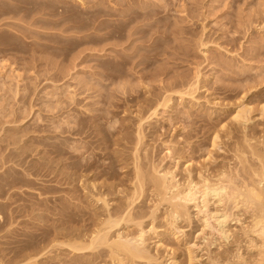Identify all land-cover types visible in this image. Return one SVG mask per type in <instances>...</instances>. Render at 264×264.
Masks as SVG:
<instances>
[{"label": "rangeland", "instance_id": "374dc122", "mask_svg": "<svg viewBox=\"0 0 264 264\" xmlns=\"http://www.w3.org/2000/svg\"><path fill=\"white\" fill-rule=\"evenodd\" d=\"M124 1V5L126 6L122 5L124 7H120L118 6L120 0H0V123L6 125L4 126L5 128L0 126V139L8 140V137L12 135L13 142H18L14 146H8L7 142L4 143L0 140V175L6 171H16L20 173L19 177L23 178L31 173L33 174L32 180L36 181L33 186L34 188L31 187V185H26L21 182L10 183L9 185L6 184V190H8L6 194H8V192L14 193L12 197L14 201H8V195H6L7 197L0 196V264H116L114 261H111V254H109L110 250L106 246H100L93 251L76 252L73 250L71 253L72 248L70 249L67 245L64 247L61 244L65 242L72 245L74 240L76 243L79 241L78 244H87V242H89L87 240L90 239L93 232H96L98 228L102 227L101 222L109 210H113L110 212L113 213L112 215L114 217L115 215L121 216L122 214H126L121 211L125 208L124 206L127 207L130 203L129 200L126 201V195L129 196L133 192V185H131V182L134 181L135 177L132 176L136 173L135 168L132 167V165L134 166L133 163L137 162L138 165L140 163L144 164V167H142L143 164H140L139 169L143 168L141 169L142 171L140 170V173H143L142 175L146 178L159 177L160 175L154 172L156 170L167 171L169 169L175 171V174L181 177L180 174H184L183 171L186 168L184 165H188L186 162L191 163L194 170L199 169L203 163H208L207 165H209V167L215 169L224 168L225 166L224 169L229 171H232L236 167L237 169H242L243 166L247 170L253 168L258 169L259 163L255 162L250 155H248L250 158L246 162L247 165H244L246 164L244 163L238 166L240 163L239 160H237V155L240 156V153L235 151H238L239 148L241 151L248 150V148L245 143H243V128L237 126L238 124L232 122L231 119L234 114V109L232 108L233 102L234 104L237 100L239 102L245 89L251 87V91L260 90L261 95L257 94L254 96L255 98L251 97L248 100L249 104L254 102L253 104L257 103V106L251 104L254 109L251 118L252 121H254L248 124L249 128L246 130V133H248L250 135L249 137H252L253 140L255 139L254 136H256V139L259 141L255 139L254 141H257L255 143L252 140L251 144L255 147L257 146L256 149L260 150L261 152H259L261 154H264V140H262L264 139V118L262 119L259 116L257 110L259 106L264 104V0ZM102 5L104 8H101L103 7ZM153 6L158 7L154 8ZM131 7H135L136 9H133L139 12L137 18L134 16L136 19L132 20L134 22H130L129 19H127L125 12ZM103 9H105L104 11L106 12H104ZM109 9L112 11L111 13L107 12ZM147 9L150 10V12L152 9L154 11L152 12L153 14L147 12ZM97 10L101 12H97ZM143 11L146 14L143 13ZM115 12L120 14L116 16L111 15ZM140 12L142 14H140ZM125 15L126 17H123ZM124 21L130 22V25L126 24L128 27L125 28L126 31L123 30L122 37H120L121 35L118 36L120 32H118L119 29L117 25L120 22L126 23ZM152 24L156 26H152ZM143 26L148 29L145 30L147 32L142 31L144 33L143 36L140 35V38L144 39L141 40V42L144 46L147 45L145 50L148 51L147 49H150L149 51L152 52H148L154 54L156 57L154 58V56H152V58L148 53L147 56L151 61L150 65L142 73L138 72L139 69H136L133 73L130 70V65L125 67L126 65L122 66L120 64V57L124 55V52L125 54L126 52L129 53V49H127L125 45V37H123V34L127 32V29ZM175 27H179L180 29H176ZM111 33H115L114 35L117 38L113 36L114 40L110 38L108 41H104V38H108L107 35ZM202 44H204V46H202ZM113 46L117 49L115 48V50H112L111 47ZM122 46L128 51H123ZM155 70L159 71V73L161 71L160 77L158 76V79L154 78L157 81L152 79L153 77L151 78ZM104 73L109 74L110 78L105 79L103 76L105 75ZM144 73L145 75L147 74V76L142 80L140 77ZM174 77L178 80H174ZM127 82L131 83L133 87ZM195 82L199 83V89H196V92H194L192 88L194 93V95H192L193 97L189 94L179 96L181 95L178 94L180 92H184L185 94L187 91V93H189L188 91L192 90L187 89L189 84L191 87ZM122 83L123 86H121ZM172 84L176 86L172 87ZM169 85H171L169 92L172 91V95H170L173 100L171 102L172 104L170 103L171 109L166 108V110L163 107H159L156 114L152 115L155 107H152L153 105L148 102L143 105L142 102L143 97L147 96V94H145L147 91L144 87L146 86L148 91L153 90V93H151L152 91L149 93L153 94L152 97H155L157 94L161 95L160 93H162V91H160V89L162 87ZM124 87L128 92L124 91L126 95L122 96L123 94H119V92H123ZM130 87L132 88L130 89ZM201 87H205L204 90ZM225 88L231 91H225ZM154 89L156 90L154 91ZM206 89L207 91H205ZM71 93L77 95L76 100L79 103L77 106L70 100ZM110 94H112V96ZM127 94H130L128 96L132 100L134 98H139L138 100L140 101L137 99L136 101L138 106L141 107L138 112L137 109L133 108L136 106V101L134 99L131 107L135 114L128 115V117L123 114V110L126 109L124 108L126 104L124 103L123 107L122 103L124 97H128ZM107 95L113 98H107ZM52 96H54V98ZM213 98H217L218 104L220 103L218 106L215 104L217 102H215ZM109 99L112 100L108 101ZM212 99L216 106L207 103V101L212 102ZM225 100L227 101L225 102ZM109 102H111V105H109ZM226 107H230V110ZM15 111L18 113L17 118L11 116ZM136 113H138L137 117L144 118L142 126L145 130L142 134L144 140L142 139V141L139 142V149H137L138 152L143 153H137L135 155V149L133 150V148H136L134 145L137 146L139 141L136 135L138 133L136 132L138 126V118H135ZM73 115L76 118L79 117L78 119L80 121L78 120V122L81 125V129H85V132L88 131L92 133L95 124L101 125L100 128L103 132L100 133V131V134L98 133L99 138L97 136L94 137L95 139L92 138L93 146L91 145L92 148L89 149V152L85 153L84 150H82V152L78 149L76 161L85 162V159L88 158L92 161L95 160V167L93 166L89 174L94 175L99 173V175L102 174V177L99 175L98 177L96 176L93 182L95 184L97 183L96 185L99 187L105 183V185L110 188H114V186L118 188L120 186V191H125V193H127L124 194L125 196L123 197L121 194L118 195L119 192H115L116 190L111 189L106 198L110 200L111 204L108 211L106 209L101 211L100 209L104 208L103 204L101 202L96 204L92 198L88 197L86 191V193L82 191L83 189L80 188L82 182L77 183V180L73 183L71 180V174L73 172L71 171L69 153H72L70 152L72 150L76 152V146L80 148V144L83 142V137H76V140L67 132V130L71 128V125L68 124L74 120ZM125 116L126 119L124 118ZM96 117L98 118L96 119ZM20 120L27 121V127L24 126L22 128L21 125L23 121ZM220 122L230 127L232 126L233 130L235 129L234 134L231 136L233 140L230 139L231 137L228 138L222 135L223 147L221 146L220 149L214 150L210 148L212 147L211 136H213V128H218ZM236 126L238 128H236ZM119 127H121L120 130ZM125 128L126 131H124ZM3 129L6 132H3ZM105 129L110 131L109 135L113 134L116 136L114 137L115 139L118 136V138H126L121 142L119 147L111 146L112 148L108 149H104L102 145L99 147V140H102L101 138H103L104 133H108ZM117 129L118 131H115ZM10 130H12L13 134ZM34 130H38L39 133L38 131L33 132ZM42 130H46V133ZM33 136L35 137L34 139L31 138ZM224 137L227 139L224 140ZM127 138L130 141L126 140ZM29 139L32 140L29 141ZM89 141H91V139H89ZM60 143L62 144L63 150L66 152H63L62 155L58 153L54 154L51 146L61 145ZM257 144L262 145V147L259 146L262 149H258ZM19 145L21 147L25 146V149L28 147L29 150L34 151L27 152V156L19 159L10 157L12 161L10 158H6V160L2 159L4 154L6 157L8 156L7 154L11 149L14 150V154H17V152L20 151L17 150V148L20 147ZM233 147L235 148L233 149ZM28 149L26 151H29ZM114 151H118V153L121 154L125 153L124 156L126 158L124 164L117 162V155H115ZM210 151H213L211 155H209ZM178 154L179 156H176ZM180 155L184 158L186 157V161L177 165L176 161L174 163L175 159L172 158L180 157ZM137 156L138 158H136ZM82 157H85L84 160ZM142 157L145 160L143 159V161H141ZM43 163L46 164L42 169L40 165ZM250 165H252V167H250ZM103 170H107V173L104 174L106 171ZM81 172L79 171L77 175ZM147 175L149 176L147 177ZM63 177H65L64 180ZM246 177H248V175H246ZM74 178L76 177L74 176ZM130 178L133 180H129ZM128 181H130V183ZM1 183H3V181L0 179V184ZM136 183L137 182H135V184ZM143 190L145 191L138 193L139 197H134V200L137 199V202L135 201L137 204L134 203L131 210H134L136 214L131 211V215H134V217L131 216V218H134V223L143 221L142 225L145 226L142 227H146L144 229L147 231L150 230L148 228L152 226V220L149 219L148 216L154 208L151 202L154 201L153 203H155V199L150 197L152 194L147 190L146 186ZM117 198L119 200H117ZM123 200L124 204L127 203L126 205L123 204ZM9 202L11 205L7 206ZM113 202L114 204H112ZM5 203L7 204L5 205ZM73 207L75 209H73ZM139 209L144 210L140 213ZM149 209L152 210L150 211ZM117 210H119V212L115 213L114 211ZM242 211L244 213H242ZM234 212L239 213L240 217L242 216L241 221L244 218L243 221L236 226L237 229L235 226H232L234 227L232 230H238L237 236L238 234L241 236V228L249 224L251 212L245 208H240L237 211L234 210ZM138 213H140V215L137 217L138 219H143L142 221L135 217ZM142 213H145L147 216L145 214L142 215ZM158 216L160 215L158 214ZM96 218L100 219L98 220ZM127 220H129V218ZM122 222L121 224L125 225H119L110 232L113 233L115 231L116 233L118 230H120V232L122 230L124 236L129 235L130 237L138 234L139 228L136 227L133 222H128L130 226L128 223L127 226L126 222ZM144 222L146 223L144 224ZM154 224H157L153 226L157 230L154 228V230L149 232L150 235L148 233V236H146V244L142 247L149 256L153 257L155 260L147 262L146 260L139 261L138 259L137 261L136 259L131 260L130 258H125L128 260H124V264H170L169 257L171 256L178 258L179 264H186L187 249L184 248L193 245V243L196 244L195 250L197 254L201 256L199 257L201 264H208V262H210V258L208 259V257H213L215 252L224 254L223 251L225 247L219 249L215 246L209 247L212 243V237L200 239L196 236L198 235L196 233L197 230L200 229V223L195 217L192 219V222L184 220L182 224L178 225L179 228L183 227L181 228L182 231H173L162 216H160ZM241 224H243V226ZM188 226H190V228ZM126 228H130L131 231ZM169 228L172 231H170ZM160 229L162 230L158 231ZM69 230L73 231L71 232ZM62 231L66 232L64 233ZM89 233H91V235H89ZM115 233L109 235V237L113 236ZM189 233L190 235H188ZM159 234L161 235L159 236ZM177 235L181 238L177 237ZM73 236L74 238H72ZM187 236H191V238ZM186 238L187 241H183L186 240ZM197 238L199 240H197ZM178 239H181L182 242ZM241 240H244V238ZM160 244L162 247H160ZM240 246H243L241 252H244L246 250V248H244L245 243L243 242ZM198 248L202 249L206 254L202 250H198ZM235 248L237 247H230V250H235ZM88 251L93 253L89 254ZM212 251L213 254L211 253ZM94 253L96 254L94 255ZM105 253L109 255L106 256ZM90 255H92V257H90ZM79 257L80 259H77ZM99 257L100 259H98ZM91 259H95V261Z\"/></svg>", "mask_w": 264, "mask_h": 264}, {"label": "bare ground", "instance_id": "6f19581e", "mask_svg": "<svg viewBox=\"0 0 264 264\" xmlns=\"http://www.w3.org/2000/svg\"><path fill=\"white\" fill-rule=\"evenodd\" d=\"M129 2H131V1H129ZM124 3H125V1L124 0H120V2H119V4H118V6H120V7H124V6H126V5H124ZM159 3V2H158ZM128 4H131V3H128ZM127 4V5H128ZM122 5H124V6H122ZM150 5V4H149ZM103 6V5H102ZM132 6V5H131ZM151 6V5H150ZM154 7V6H153ZM156 7H158V6H156ZM156 7H154V8H156ZM101 8H104V6L103 7H101ZM133 8H135V7H133ZM132 7L131 8H129V9H127V11H125L126 12V15H127V19H129V21L131 22L132 20H134V19H136L137 18V16L139 15L138 13L139 12H137V11H135V9H133ZM148 8V7H147ZM146 9V8H145ZM153 9V8H152ZM151 9V12H150V10H146L147 12H150V13H152V12H154L153 10ZM105 9H103V11H104ZM116 10V9H115ZM118 11V10H117ZM97 12H101V11H99V10H97ZM104 12H106V11H104ZM103 12V13H104ZM108 13L110 12H112V11H110V9H109V11H107ZM120 12V11H119ZM143 13H145L144 11H143ZM107 14V13H106ZM118 14H120V13H112L111 15H114V16H116V15H118ZM138 14V15H137ZM140 14H142L141 12H140ZM146 14V13H145ZM149 14V13H148ZM153 14V13H152ZM110 15V16H111ZM124 15V14H123ZM126 15L125 16H123V17H126ZM144 15V14H143ZM108 16H109V14H108ZM134 16H136V18H134ZM147 16V15H146ZM151 16V15H150ZM88 20V19H87ZM121 22H123V21H121ZM119 23L117 26V28L119 29L118 30V32H120L119 34H118V36H120V37H122V33H123V30H125V28L126 27H128L126 24H129L130 22H126V21H124V22H126V23ZM132 22H134V21H132ZM61 23V22H60ZM133 24V23H132ZM130 25V24H129ZM140 25V24H139ZM153 25H155V24H152V26ZM149 26H151V25H149ZM149 26H147V27H149ZM156 26V25H155ZM174 26H176V25H174ZM152 28V27H151ZM150 28V29H151ZM176 28V27H175ZM264 28V27H263ZM148 29V28H147ZM146 28H144V26L143 27H133V28H130V29H127V32L125 33V34H123L124 36L123 37H125V45L127 46L126 48L127 49H129V53L128 52H126V54H125V52H124V55L123 56H121L120 57V59H121V65L122 66H125V67H128V65H130L131 67V71L133 72V71H135L136 69H139V71L138 72H144L146 69H147V67L150 65V59H149V57L147 56V54L149 53V52H152V51H149L150 49H147L148 51H146L145 49H146V46H144L143 44H142V42H141V40H143L142 38H140L141 36H143V33L144 32H142V31H145V30H147ZM166 29V28H165ZM176 29H180L179 27L178 28H176ZM204 29V28H203ZM261 29V28H260ZM259 29V30H260ZM116 31H117V29H116ZM126 31V30H125ZM115 32V31H114ZM117 32V33H118ZM145 32H147V31H145ZM175 33V32H174ZM262 33V32H261ZM115 34V33H114ZM114 34H110V35H107V37L108 38H104L105 40L104 41H108L110 38H112L113 39V36H115ZM141 35V36H140ZM203 35V34H202ZM165 36V35H164ZM106 37V36H105ZM116 37V36H115ZM117 38V37H116ZM160 38V37H159ZM161 38H163V37H161ZM114 40V39H113ZM111 41V40H110ZM157 41V40H156ZM103 42V41H102ZM157 42H159V41H157ZM129 43V44H128ZM204 43V42H203ZM154 44H155V42H154ZM123 45V44H122ZM156 45V44H155ZM263 45V44H262ZM262 45H260V46H262ZM202 46H204V44H202ZM102 47H104V46H102ZM123 48H122V50L123 51H128V50H125L126 48L124 47V46H122ZM152 47V46H151ZM112 48V50L114 49L115 50V48H114V46L113 47H111ZM149 48V47H148ZM156 48V47H155ZM221 48V47H220ZM260 48H262V47H260ZM117 49V48H116ZM255 49V48H254ZM151 50H152V48H151ZM123 51H121V52H123ZM113 52V51H112ZM206 52V51H205ZM260 52V51H259ZM128 53V54H127ZM257 53V52H256ZM150 54V53H149ZM259 55V54H258ZM150 57H152V56H154V58L156 57L154 54H150L149 55ZM153 58V57H152ZM119 59V60H120ZM152 60V59H151ZM154 62V61H153ZM119 63V62H118ZM162 67H164V66H162ZM127 70H129V69H127ZM129 70V71H130ZM162 70V69H161ZM166 70V69H165ZM126 73V72H125ZM128 73V72H127ZM134 73V72H133ZM160 73H161V71H160ZM159 73V71H157V70H155V72L153 73V75L151 76V78L152 79H154V78H156V79H158L160 76L159 75H161ZM105 74V73H104ZM132 74V73H131ZM138 74V73H137ZM163 74H165V73H163ZM238 75V74H237ZM240 75V74H239ZM104 77H105V79H107V78H110V76H109V74H105V75H103ZM145 76H147V74L145 75V73L144 74H142L141 75V77H140V79H142V80H144V78H145ZM159 76V77H158ZM241 76V75H240ZM244 76V75H243ZM134 77V76H133ZM137 77V76H136ZM239 77V76H238ZM131 78V77H130ZM135 78V77H134ZM242 78V77H241ZM116 79V78H115ZM170 79V78H169ZM176 79V81L178 80L176 77H174V80ZM155 80V79H154ZM155 81H157V80H155ZM173 81V80H172ZM106 82V81H105ZM129 82V81H128ZM127 82V83H128ZM131 82V81H130ZM124 83V82H123ZM123 83H122V85L121 86H123ZM143 83V82H142ZM175 83V82H174ZM195 83H197V84H195ZM193 85H191V87H190V84H189V87L187 88L188 90L189 89H194V92H196L195 90L197 89H199L198 88V82H195ZM108 84V83H107ZM111 84V83H110ZM128 84H130V86H132L131 85V83H128ZM181 84V83H180ZM18 85V84H17ZM146 85V84H145ZM258 85V84H257ZM107 86V85H106ZM125 86V85H124ZM174 86H176V85H174V84H172V87H174ZM181 86V85H180ZM200 86V85H199ZM204 86V85H203ZM251 86V85H250ZM126 87H127V85H126ZM133 87V86H132ZM132 87H130V89L132 88ZM148 87V86H147ZM160 87H162V86H160ZM170 87H171V85H169V86H164V87H162L161 89H160V91H162V93H160L161 95H156L155 97H152L153 96V94H150L149 92L150 91H152L151 93H153V90H150V91H148L147 90V88H146V86L144 87L145 88V90L147 91H145L146 93L145 94H147V96H145V97H143V105L144 104H146L147 102L149 103V104H151V105H153L152 107H155L154 108V111H153V114L152 115H155L156 114V112H157V109L159 108V107H163V108H167V109H171V106H170V103L173 101L172 100V97H171V95H172V91L171 92H169L170 91ZM245 87V86H244ZM258 87V86H257ZM129 88V87H128ZM149 88V87H148ZM201 88H203V90H204V88L205 87H201ZM200 88V89H201ZM254 88V87H253ZM126 88L124 87V90H123V92H119V91H117V92H119V94H123L122 96H125L126 94H124V91H127V90H125ZM130 89H128V90H130ZM153 89V88H152ZM193 89L190 91H188L189 93H187V91L185 92V94H184V92H180V93H178V94H181V95H179V96H183V95H190V96H192V95H194V93H193ZM208 89V88H207ZM207 89L205 90V91H207ZM226 89V88H225ZM122 90H120V91H122ZM133 90V89H132ZM135 90V89H134ZM156 89H154V91H155ZM217 90V89H216ZM228 89H226L225 91H227ZM252 89H251V87L249 88V89H245V92H243L242 93V97H240V100H239V102H238V100H237V102L234 104V102H233V105H232V108L234 109L233 111H234V114L232 115V122H234L235 124H238L237 126H241V128H243V130H244V135H243V140H244V142L243 143H245V145H246V147L248 148V150L246 149V150H243V151H241V150H239L238 148V151H235V152H238V153H240V156H238L237 155V160H239V163H240V165H238V166H241L242 164H244V163H246L248 160H249V158L251 157L252 159H254L255 160V162H258L259 163V166H258V169H246V168H244V166L242 167V169H237V167L235 168V169H233L232 171H229V170H226V169H224L225 168V166H224V168H217V166H216V168L217 169H215V168H211V167H209V165H207V164H204L203 163V165H201V167L199 168V169H197V170H194L193 169V166L191 165V163H189V162H186L185 164L187 165V166H185L184 165V167H186L185 168V170L183 171L184 172V174H180V176L181 177H178L176 174H175V171H171L170 169L169 170H167V171H158V170H156V171H154V172H156V174H159V175H157V176H159V177H155V178H146V177H144V175H142L143 173H140V170L141 169H143V168H141V169H139V166H140V164L142 165L143 163H140L139 165L137 164V162L136 163H133L134 164V166L132 165V167H134L135 168V170H136V173H135V175L134 174H132V175H134V176H132V177H135L134 178V181H132L131 182V185H133V188H132V190H133V192L131 193V195H126L127 197H126V201H130V203L127 205V207L126 206H124L125 208L121 211L122 213H126L125 215H126V217H125V215H121V216H116L115 215V217L112 215L113 213H111L110 211H113V210H109L108 211V209H109V207H110V200L109 199H106L107 197H108V194H109V192H110V190L112 189V190H116L115 192H119V194L118 195H123V197L125 196L124 194H127V193H125V191L123 192V191H120V188H119V190H118V188L116 187V186H114V188H110L109 186L107 187L105 184L103 185H101L100 187L98 186V185H96L94 182H93V179H95L96 178V176L98 177V175H99V173L98 174H94V175H90L89 173H90V171H92V169H93V166L96 164L95 163V160L94 161H92L91 159H85L86 161L85 162H80V161H76V158L78 157V156H76V154H77V152H78V149L80 150V151H82V150H84L85 151V153L86 152H89V149H91L92 148V138H94V137H98L99 135H98V133L100 132V133H103L102 132V130H101V125H98V124H95V126L93 127V125H92V127H93V129H92V133L91 132H88V131H86L85 132V129L84 130H82L81 129V125L79 124V122H78V118H76L74 115V120H72L68 125H71V128H69L68 130H67V132L69 133V135L70 136H73L74 137V139H76V137H83V139H82V143L80 144V148H78V146H76L77 148H76V152L74 151V150H72V151H70V152H72V153H69V156H70V159H71V163H70V166H71V171L73 172H71L72 174H71V180H72V182L74 183L75 181H77V183L78 182H82V184L80 185L81 187L80 188H82L83 190L82 191H86L87 192V194H88V197H90V198H92L93 200H94V202L97 204V203H102L103 204V207L104 208H102V209H100L101 211L103 210V209H106L108 212H107V215L104 217V219L102 220V227L101 228H96L97 229V231L96 232H93V234H92V236L90 237V239L89 240H87V241H89V242H87V244H78V242L76 243V242H74L73 241V244L71 245L70 243H62L61 245L62 246H64L65 247V245H67L68 247H70V249H71V253H72V251L74 250V251H76V252H84V251H87V250H90V251H93V250H96L98 247H100V246H106L109 250H110V253L109 254H111L110 255V257H111V261L113 262L114 261V263H116V264H124L123 262H125L124 260H128V259H125V258H130L131 260L133 259V260H137L138 261V259H139V261L140 260H146L147 262H151V261H153V260H155L153 257H151V256H149V254L146 252V250L142 247V246H144V244H146L145 242H146V236H148V233L149 232H151V230H154V228L155 227H153L154 225H157V224H154V222L158 219V218H160V216H162V218L164 219V221L166 220V223L168 222V224H169V226H171V229H173V231L175 230H179V231H182V229L181 228H183V227H181V228H179L178 227V225H180V224H182L183 223V221L184 220H186V221H191L192 222V219L195 217V219H197L198 220V222L200 223V229L199 230H197V234L198 235H196V236H198V238H200V239H206V238H209V237H212V243L209 245V247H212V246H215L216 248H222V247H225V250L223 251L224 252V254H220V253H214V256L212 257H208V259L210 258V262H208V264H264V154L262 153H260L261 151L260 150H257L256 149V147L253 145V144H251V142H252V140H253V138L252 137H249L250 135L248 134V133H246V130L249 128V126H248V124L252 121V112H253V107L251 106V104H253V103H251V104H249L248 103V100H249V98H251V97H254L255 95H257V94H259V95H261L260 93V90H254V91H251ZM13 91V90H12ZM178 91H180V90H178ZM209 91V90H208ZM228 91H231L230 89L228 90ZM109 92V91H108ZM128 92V91H127ZM126 92V93H127ZM131 92H133V91H131ZM15 93V92H14ZM110 93V92H109ZM134 93V92H133ZM169 95H168V94ZM183 93V94H182ZM192 93V94H191ZM206 93V92H205ZM209 93V92H208ZM102 94V93H101ZM107 94V93H106ZM171 94V95H170ZM228 94V93H227ZM232 94V93H231ZM111 96H112V94H110ZM110 95H107V98H110L111 96ZM128 95H130V94H127V96ZM101 96V95H100ZM109 96V97H108ZM141 96V95H140ZM53 98H54V96H52ZM76 97H77V95H75V94H72L71 93V102L73 103V104H76V106H77V104H79L78 103V101L76 100ZM103 97V96H102ZM106 97V96H105ZM134 97V96H133ZM152 97V98H151ZM193 97V96H192ZM195 97V96H194ZM210 97H212V96H210ZM261 97V96H260ZM97 98V97H96ZM98 98H100V97H98ZM107 98H105V99H107ZM111 98H113V97H111ZM154 98V99H153ZM228 98V97H227ZM255 98V97H254ZM68 99V98H67ZM101 99V98H100ZM135 99V101H136V99L138 100L139 98H134ZM134 99L132 100V99H130V97L128 96V97H124V99H123V107H124V103L126 104L125 105V107L124 108H126V109H124L123 110V114L124 115H126L127 117H128V115H133V114H135V112L134 111H132L133 109H132V107H131V105H132V102L134 101ZM199 99V98H198ZM214 99V101L215 102H217L218 100H217V98L215 99V98H213ZM213 99H212V102H210V101H207V100H205V101H207V103H210V104H212V105H219L218 104V102L217 103H215L214 104V102H213ZM239 99V98H238ZM260 99H262V98H260ZM60 100V99H59ZM104 100V99H103ZM110 100H112V99H109L108 101H110ZM122 100V99H121ZM209 100V99H208ZM232 100V99H231ZM252 100H253V98H252ZM258 100V99H257ZM106 101V100H105ZM107 101V102H108ZM138 101H140V100H138ZM202 101V100H201ZM227 100H225V102H226ZM251 101V100H250ZM256 101V100H255ZM262 101V100H261ZM80 102V101H79ZM222 102V101H221ZM232 102V101H231ZM258 102V101H257ZM264 102V101H263ZM100 103V102H99ZM111 102H109V105H111L110 104ZM198 103V102H197ZM72 104V105H73ZM107 104V103H106ZM172 104V103H171ZM201 104V103H200ZM209 104V105H210ZM257 103H255V104H253V105H255V106H257L256 105ZM263 104V103H262ZM115 105V104H114ZM215 105V106H216ZM227 105V104H226ZM260 105V104H259ZM54 106H56V105H54ZM173 106H174V104H173ZM195 106V105H194ZM229 106H230V104H229ZM197 107V106H196ZM202 107V106H201ZM224 107V106H223ZM4 108H6V107H4ZM19 108V107H18ZM32 108V107H31ZM133 108H135V109H137V112H138V110H140V106H138V104H137V101H136V106L135 107H133ZM222 108V107H221ZM227 109H229L230 110V107L228 108V107H226ZM82 109V108H81ZM166 109V110H167ZM226 109V110H227ZM4 110V109H3ZM13 110V109H12ZM206 110V109H205ZM225 110V109H224ZM257 110H258V112H259V116L263 119L264 118V104L263 105H261V106H259L258 108H257ZM256 110V111H257ZM94 111H97V110H94ZM151 111V110H150ZM210 111H212V110H210ZM221 111V110H220ZM149 112V111H148ZM152 112V111H151ZM217 112V111H216ZM222 112V111H221ZM257 112V113H258ZM12 113V112H11ZM86 113V112H85ZM84 113V114H85ZM141 113V112H140ZM220 113V112H219ZM224 113V112H223ZM228 113V112H227ZM230 113V112H229ZM255 113V112H254ZM90 114V113H89ZM137 114L138 113H136V115H135V118L137 117ZM6 115V114H5ZM8 115V114H7ZM20 115V114H19ZM31 115V114H30ZM91 115V114H90ZM189 115V114H188ZM214 115H216V114H214ZM223 115V114H222ZM230 115V114H229ZM12 117H16L17 118V116H18V113H17V111H15L14 113H12V115H11ZM95 116V115H94ZM104 116H106V115H104ZM126 116L124 117L125 119H126ZM26 117V116H25ZM28 117V116H27ZM131 117V116H130ZM214 117H216V116H214ZM220 117V116H219ZM224 117V116H223ZM231 117V116H230ZM258 117V116H257ZM259 117V118H260ZM19 118V117H18ZM73 118V117H72ZM98 117H96V119H97ZM103 118V117H102ZM105 118V117H104ZM138 118V126H137V131L136 132H138L136 135L138 136L137 138H139V141H138V143H137V146H135L134 144V147H136V148H133V150L135 149V155L137 154V153H143V152H138V150L137 149H139L138 148V144H139V142H141L142 141V139L144 138L143 137V132H144V130L145 129H143V126H142V123H143V121H144V118L143 117H137ZM151 118V117H150ZM209 118H211V117H209ZM208 118V119H209ZM213 118V117H212ZM217 119H219L218 117H216ZM229 118V117H228ZM11 119V118H10ZM27 119V118H26ZM82 119H84V118H82ZM86 119V118H85ZM95 119V118H94ZM122 119H123V117H122ZM124 119V120H125ZM132 119V118H131ZM215 119V118H214ZM3 120V119H2ZM5 120V119H4ZM13 120V119H12ZM28 120V119H27ZM69 120V119H68ZM88 120V119H87ZM93 120V119H92ZM148 120V119H147ZM150 120V119H149ZM210 120V119H209ZM221 120V119H220ZM20 121H23V120H20ZM19 121V122H20ZM80 121V120H79ZM83 121V120H82ZM102 121V120H101ZM130 121V120H129ZM137 121V120H136ZM206 121V120H205ZM213 121V120H212ZM254 121V120H253ZM252 121V122H253ZM1 122H3V121H1ZM14 122V121H13ZM72 122H73V125H72ZM85 122V121H84ZM132 122V121H131ZM207 122V121H206ZM224 122V121H223ZM223 122H220V128L218 127H215V128H213V130H214V132H213V136H211V146L212 147H210V148H212V149H214V150H217V149H220V147L224 144L223 142H222V137L223 136H225V137H228V138H230L233 134H234V130H233V128H232V126L230 127L229 125H227V124H223ZM80 123H82V122H80ZM99 123H101V122H99ZM124 123H125V121H124ZM209 123H210V121H209ZM6 124V123H5ZM22 124V123H21ZM28 124V122L27 121H23V124L21 125L22 126V128L24 127V126H26ZM30 124V123H29ZM123 124V123H122ZM207 124V123H206ZM230 124V123H229ZM254 124V123H253ZM89 125V124H88ZM112 125V124H111ZM213 125V124H212ZM0 126H2V128H5L4 126H6V125H4V124H1L0 123ZM20 126V125H19ZM59 126H61V125H59ZM136 126V125H135ZM208 126V125H207ZM236 126V128H238ZM27 127V126H26ZM90 127V126H89ZM127 127V126H126ZM129 127V126H128ZM15 128H17V127H15ZM18 128H20V127H18ZM22 128H21V131H22ZM32 128V127H31ZM85 128V127H84ZM95 128V129H94ZM105 128V127H104ZM124 128V127H123ZM65 129H67V128H65ZM89 129V128H88ZM103 129V128H102ZM121 129V127H119V130ZM19 130V129H18ZM39 130V129H38ZM38 130H34L33 132H35V131H38ZM106 130V129H105ZM3 132H6L4 129L2 130ZM8 131V130H7ZM11 132H12V130H10ZM43 131V130H42ZM46 131V130H45ZM45 131H43V132H45ZM48 131V130H47ZM106 131H108V130H106ZM115 131H118V129L117 130H115ZM124 131H126V128L124 129ZM2 132V133H3ZM41 132V131H40ZM50 132V131H49ZM237 132V131H236ZM235 132V133H236ZM1 133V132H0ZM9 133V132H8ZM37 133V132H36ZM38 133H39V131H38ZM46 133V132H45ZM99 133V134H100ZM115 133H118V132H115ZM189 133V132H188ZM241 133V132H240ZM254 133V132H253ZM263 133V132H262ZM4 134V133H3ZM12 134H13V132H12ZM14 134H16V133H14ZM27 134V133H26ZM25 134V135H26ZM33 134V133H32ZM43 134V133H42ZM110 134V131H108V133H104V136H103V138H101L102 140H99V143H100V146L99 147H101V145L104 147V149H108V148H112L111 146H118L119 147V145H121V142L122 141H124V139L126 138V137H122V138H114V137H116V136H114L113 134L112 135H109ZM191 134V133H190ZM239 134V133H238ZM250 134H251V132H250ZM255 134V133H254ZM1 135V134H0ZM24 135V136H25ZM102 135V134H101ZM116 135V134H115ZM128 135V134H127ZM223 135V136H222ZM253 135V134H252ZM251 135V136H252ZM6 136H8V135H6ZM28 136V135H27ZM39 136V135H38ZM235 136V135H234ZM254 136V135H253ZM50 137V136H49ZM101 137V136H100ZM113 137V138H112ZM189 137V136H188ZM225 137H224V140H226L225 139ZM236 137V136H235ZM239 137V136H238ZM12 135L11 136H9L8 137V140L6 139V140H1L2 142H4V143H6L7 142V145L8 146H11V145H16V143H18V142H13V140H12ZM19 138H21V137H19ZM31 138H35L34 136L33 137H31ZM99 138V137H98ZM234 138V137H233ZM241 138V137H240ZM254 138L256 139V136H254ZM17 139V138H16ZM80 139V138H79ZM89 139H91V141H89ZM95 139V138H94ZM114 139V140H113ZM146 139V138H145ZM230 139H232V137L230 138ZM254 139V140H255ZM260 139V138H259ZM32 139H29V141H31ZM77 140V139H76ZM126 140H128V138L126 139ZM144 140V139H143ZM233 140V139H232ZM231 140V141H232ZM242 140V139H241ZM253 140V141H254ZM256 140H258V139H256ZM262 140H264V139H262ZM80 141H81V139H80ZM128 141H130V140H128ZM127 141V142H128ZM228 141H229V139H228ZM227 141V142H228ZM259 141V140H258ZM34 142V141H33ZM126 142V141H125ZM166 142V141H165ZM187 142V141H186ZM226 142V143H227ZM230 142V141H229ZM255 142V141H254ZM253 142V143H254ZM257 142V141H256ZM255 142V143H256ZM261 142V141H260ZM264 142V141H263ZM25 143V142H24ZM75 143V142H74ZM97 143V142H96ZM136 143V142H135ZM235 143H236V141H235ZM254 143V144H255ZM55 144H57V143H55ZM61 144V143H60ZM142 144V143H141ZM259 144H262V143H259ZM92 145V146H91ZM126 145V144H125ZM169 145V144H168ZM195 145V144H194ZM225 145H227V144H225ZM230 145V144H229ZM234 145V144H233ZM240 145V144H239ZM242 145V144H241ZM244 144L242 145V146H245ZM256 145V144H255ZM258 145V144H257ZM263 145H264V143H263ZM2 146V145H1ZM20 146V145H19ZM18 146V147H19ZM38 146V145H37ZM49 146V145H48ZM61 146V147H60ZM231 146V145H230ZM259 146H261L262 147V145H258V149L260 148ZM25 146H23V147H19V148H17V150H20V151H18L17 152V154H14L13 153V149H11V150H9V153L7 154L8 156L6 157V155L4 154L3 156H2V159L3 160H6V158H12V157H16L15 159H19V158H22V157H24V156H27L28 155V153L27 152H32V151H34V150H29L28 149V147H27V149L29 150V151H26L27 149H25L24 148ZM50 147V146H49ZM223 147V146H222ZM238 147V146H237ZM264 147V146H263ZM6 148V147H5ZM4 148V149H5ZM37 148V147H36ZM72 148H74V147H72ZM71 148V149H72ZM195 148V147H194ZM226 148H228V147H226ZM235 147H233V149H234ZM51 149H52V151H53V153L55 154V153H58V154H63V152H66V151H64L63 150V147H62V144L61 145H52L51 146ZM192 149V148H191ZM222 149V148H221ZM241 149H244V148H241ZM260 149H262V148H260ZM2 150H3V148H2ZM99 150V149H98ZM114 150V149H113ZM147 150V149H146ZM232 150V149H231ZM107 151H109V150H107ZM260 151V152H259ZM263 151H264V149H263ZM83 152V151H82ZM82 152H80V153H82ZM115 152V151H114ZM133 152V153H134ZM177 152V151H176ZM211 152H213V151H210L209 153V155H211L212 153ZM234 152V151H233ZM123 153V152H122ZM127 153V152H126ZM132 153V154H133ZM170 153V152H169ZM194 153V152H193ZM83 154V153H82ZM103 154V153H102ZM232 154H234V153H232ZM236 154V153H235ZM79 155V154H78ZM115 155H117V157H116V160H117V162H119V163H121V164H124L125 163V153L124 154H121V153H118V151L117 152H115ZM134 155V154H133ZM248 155H250V157H248ZM32 156V155H31ZM35 156H36V154H35ZM59 156V155H58ZM82 156V155H81ZM142 156H144V155H142ZM176 156H179V154L178 155H176ZM235 156V155H234ZM133 157V156H132ZM135 157V156H134ZM139 157H141V156H139ZM145 157V156H144ZM10 158V159H11ZM80 158V157H79ZM83 158V160H84V158L85 157H82ZM136 158H138V156L136 157ZM146 158V157H145ZM211 158V157H210ZM236 158V157H235ZM234 158V159H235ZM143 157H142V159H141V161H143ZM172 159H175L174 160V163H175V161H176V164L177 165H179L180 163H183V161H186L185 159H186V157L184 158V157H182L181 155H180V157H176V158H172ZM214 159H215V157H214ZM251 159V160H252ZM2 160V161H3ZM42 160V159H41ZM129 160V159H128ZM135 160V159H134ZM137 160H139V159H137ZM145 160V159H144ZM147 160V159H146ZM236 160V161H237ZM11 161H12V159H11ZM14 161V160H13ZM18 161V160H17ZM140 161V162H141ZM182 161V162H181ZM190 161V160H189ZM215 161V160H214ZM127 162V161H126ZM251 162V161H250ZM250 162H249V164H250ZM5 163V162H4ZM4 163H3V165H4ZM210 163V162H209ZM235 163H237V162H235ZM46 164V163H45ZM45 164L43 163V164H41L40 165V168H42L43 169V167L45 166ZM146 164V163H145ZM176 164H175V166H176ZM248 164V165H249ZM252 164V163H251ZM7 165V164H6ZM147 165V164H146ZM212 165V164H211ZM216 165V164H215ZM215 165H214V167H215ZM222 165V164H221ZM231 165V164H230ZM244 165H247V163L246 164H244ZM255 165H256V163H255ZM258 165V164H257ZM113 166V165H112ZM232 166V165H231ZM230 166V167H231ZM237 166V165H236ZM3 167H5V166H3ZM95 167V166H94ZM142 167H144V164L142 165ZM177 167V166H176ZM247 167V166H246ZM250 167H252V165H250ZM31 168V167H30ZM37 168V167H36ZM48 168H50V167H48ZM110 168H112V167H110ZM147 168V167H146ZM155 168V167H154ZM241 168V167H240ZM248 168H249V166H248ZM12 169V168H11ZM51 169V168H50ZM49 169V170H50ZM164 169V168H163ZM230 169V168H229ZM15 170V169H14ZM29 170V169H28ZM45 170V169H44ZM97 170H98V168H97ZM110 170H112V169H110ZM133 170V169H132ZM8 171H10V170H8ZM42 171V170H41ZM81 172L79 175H77L78 174V172ZM103 171H106L104 174H106L107 173V170H103ZM109 171V170H108ZM142 171V170H141ZM145 171V170H144ZM153 171V170H152ZM147 172V171H146ZM182 172V173H183ZM3 173V172H2ZM102 173V172H101ZM27 174V173H26ZM37 174H38V172H37ZM109 174H110V172H109ZM113 174V173H112ZM4 175H6V176H4ZM19 175H20V173H18V172H16V171H12V172H4L2 175H0V179L3 181V183H1L0 184V196H6V195H8V201H11V200H13V196H14V193H9L8 192V194H6V191H8V190H6V184L7 185H9L10 183H17V182H21V183H24V184H26V185H31V187H33L34 185H35V182L36 181H34V180H32V176H33V174H27V176L26 177H23V178H21V177H19ZM67 175V174H66ZM66 175H64V176H66ZM102 175V174H101ZM101 175H99V176H101ZM246 175H248V177H246ZM57 176V175H56ZM74 176L76 177V178H74ZM149 175H147V177H148ZM152 176V175H151ZM102 177V176H101ZM109 177V176H108ZM131 177V178H132ZM29 178H31V179H29ZM34 178V177H33ZM36 178V177H35ZM64 178L65 177H63V180H64ZM67 178V177H66ZM129 179V180H133V179ZM124 180V179H123ZM128 180V179H127ZM66 181V180H65ZM94 181H97V180H94ZM104 181V180H103ZM60 182V181H59ZM67 182V181H66ZM120 182V181H119ZM127 182V181H126ZM129 183H130V181H128ZM135 182H137L136 184H135ZM5 183V184H4ZM71 183V182H70ZM123 183V182H122ZM74 185V184H73ZM108 185V184H107ZM130 185V184H129ZM76 186V185H75ZM118 186V185H117ZM123 186V185H122ZM147 187V190L148 191H150L151 192V196L150 197H152V198H154L155 199V203H153V202H151L152 204H153V210L152 209H149L151 212H150V215L148 216L149 217V219H151L152 220V222H151V225L152 226H150L151 228H148V229H150V230H145L144 228H146V227H142V226H145V225H142V220L143 219H138V217L137 216H139L140 215V213L141 212H143V210H141V209H139L140 210V213H138V215H136L135 217H137V219L138 220H140V221H142V222H136V223H134V218H131V211H133L134 212V210H131L132 208V206H134V203H136L137 201V199L136 200H134V197L135 196H137V197H139L138 196V193L139 192H141L142 193V191H145V190H143L144 189V187ZM129 187V186H128ZM34 188V187H33ZM130 189V188H129ZM27 190V189H26ZM125 190V189H124ZM83 192V193H84ZM85 192V193H86ZM146 193H147V191H146ZM116 194V193H115ZM130 194V193H129ZM16 195V194H15ZM148 195V194H147ZM111 196V195H110ZM142 196V195H141ZM7 197V196H6ZM76 197V196H75ZM82 197H84V196H82ZM114 197V196H113ZM116 197H117V195H116ZM119 197H121V196H119ZM122 197V198H123ZM146 197V196H145ZM110 198V197H109ZM151 198V199H152ZM6 199V198H5ZM74 199V198H73ZM78 199V198H77ZM83 199V198H82ZM123 199H125V198H123ZM140 199H141V197H140ZM154 199H152V200H154ZM75 200V199H74ZM90 200V199H89ZM115 200V199H114ZM117 200H119L118 198H117ZM116 200V201H117ZM145 200V199H144ZM14 201V200H13ZM91 201V200H90ZM136 201V202H135ZM149 201V200H148ZM126 203V202H125ZM147 203V202H146ZM145 203V204H146ZM2 204V203H1ZM7 203H5V205H6ZM112 204H114V202L112 203ZM117 204V203H116ZM115 204V205H116ZM122 204V203H121ZM123 204H124V200H123ZM127 204V203H126ZM126 204H124V205H126ZM137 204V203H136ZM143 204V203H142ZM11 204H10V202L7 204V206H10ZM100 205V204H99ZM98 205V206H99ZM150 205V204H149ZM155 205V206H154ZM97 206V205H96ZM114 206V205H113ZM119 206V205H118ZM120 206H122V205H120ZM136 206V205H135ZM142 206V205H141ZM145 206V205H144ZM100 207V206H99ZM116 207V206H115ZM137 207L139 208V206L137 205ZM150 207V206H149ZM66 208V207H65ZM152 208V207H151ZM240 208H245L246 210H250V212H251V215H250V222H249V224L246 226H243V224H241L243 227L241 228V231H242V234H241V236H240V234H238V236H237V231L236 230H232V228H234V227H232V226H238L239 225V223H241L242 221H243V219H242V221H241V218H242V216L240 217L239 216V213H235L234 212V210H239ZM73 209H75L74 207H73ZM78 209H80V208H78ZM77 209V210H78ZM135 209V208H134ZM65 210V209H64ZM105 210V211H106ZM116 210V209H115ZM243 210V209H242ZM15 212V211H14ZM74 212V211H73ZM115 213L116 212H119V210H117V211H114ZM138 212V211H137ZM247 212V211H246ZM245 212V213H246ZM249 212V213H250ZM12 213V212H11ZM72 213V212H71ZM70 213V214H71ZM93 213V212H92ZM98 213V212H97ZM135 213V212H134ZM147 213V212H146ZM241 213V212H240ZM242 213H244L243 211H242ZM248 213V214H249ZM30 214V213H29ZM72 214H74V213H72ZM121 214V213H120ZM133 214V213H132ZM136 214V213H135ZM145 213H142V215H144ZM158 214L160 215V216H158ZM102 215H104V214H102ZM146 215V214H145ZM241 215V214H240ZM247 215V214H246ZM95 216V215H94ZM98 216V215H97ZM147 216V215H146ZM245 216V215H244ZM248 216V215H247ZM41 217V216H40ZM100 217V216H99ZM132 217H134V215L132 216ZM140 217H142V216H140ZM148 217H146V218H148ZM102 218V217H101ZM129 218V220H127V219ZM131 218V219H130ZM144 218V217H143ZM145 218V219H146ZM96 219H98V218H96ZM100 219V218H99ZM98 219V220H99ZM136 219V220H137ZM148 219V220H149ZM1 220V219H0ZM249 220V219H248ZM247 220V221H248ZM122 221H124V222H126V224L128 223V222H133L134 223V225L136 226V227H138L139 228V230H138V234L137 235H134V236H132V237H130L129 235H127V236H124V234L122 233V230H121V232H120V230H118L116 233H115V231L113 232V233H115L113 236H111V237H109V235H112L113 233H111L112 231L111 230H113L114 228L116 229V227H118L119 225H125V224H121V222ZM145 221V220H144ZM150 221V220H149ZM163 221V220H162ZM234 221H235V223H234ZM245 221V220H244ZM124 222H122V223H124ZM92 223V222H91ZM146 222H144V224H145ZM148 223H150V222H148ZM165 223V222H164ZM243 223H245V222H243ZM129 224V223H128ZM128 224H127V226H128ZM161 224V223H160ZM247 224V223H246ZM39 225V224H38ZM92 225V224H91ZM94 225V224H93ZM96 225H97V223H96ZM101 225V224H100ZM146 225H148V224H146ZM241 225H240V227H241ZM95 226V225H94ZM129 226H130V224H129ZM134 226V227H135ZM168 226V227H169ZM182 226V225H181ZM96 227H98V226H96ZM185 227V226H184ZM189 228H190V226H188ZM131 228V227H130ZM129 228V229H130ZM132 228H133V226H132ZM120 229V228H119ZM124 229V228H123ZM127 229V228H126ZM129 229H127V230H129ZM134 229V228H133ZM156 229V228H155ZM170 229V228H169ZM170 229V231H172ZM181 229V230H180ZM188 229V228H187ZM236 229H237V227H236ZM28 230V229H27ZM53 230H54V228H53ZM56 230V229H55ZM58 230V229H57ZM62 230H66V229H62ZM125 230V229H124ZM157 230V229H156ZM162 229H160V230H158V231H161ZM190 230V229H189ZM61 231V230H60ZM69 231H73V230H69ZM85 231H87V230H85ZM111 231V232H110ZM130 231H131V229H130ZM133 231H135V230H133ZM169 231V230H168ZM187 231V230H186ZM240 231V230H239ZM54 232V231H53ZM62 232H64V231H62ZM66 232V231H65ZM64 232V233H65ZM79 232H81V231H79ZM124 232V231H123ZM127 232V231H126ZM76 233H78V232H76ZM82 233V232H81ZM80 233V234H81ZM88 233V232H87ZM111 233V234H110ZM125 233V232H124ZM159 233V232H158ZM158 233H156V234H158ZM166 233V232H165ZM164 233V234H165ZM182 233V232H181ZM184 233V232H183ZM192 233H194V232H192ZM47 234H49V233H47ZM72 234V233H71ZM132 234V233H131ZM169 234V233H168ZM84 235V234H83ZM89 235H91V233H89ZM149 235H150V233H149ZM154 235V234H153ZM161 234H159V236H160ZM182 235V234H181ZM185 235V234H184ZM188 235H190V233L188 234ZM62 236H63V234H62ZM75 236H78V235H75ZM82 236V235H81ZM81 236H79V237H81ZM169 236H171V235H169ZM240 236V237H239ZM70 237V236H69ZM88 237V236H87ZM174 237V236H173ZM177 237H179L178 235H177ZM185 237V236H184ZM187 237H189V236H187ZM64 238H67V237H64ZM72 238H74V236L72 237ZM76 238H78V237H76ZM85 238H86V236H85ZM84 238V239H85ZM159 238V237H158ZM161 238H163V237H161ZM160 238V239H161ZM179 238H181V237H179ZM189 238H191V236L189 237ZM196 238V237H195ZM197 238V240H199ZM242 238H244V240H241ZM176 239V238H175ZM68 240V239H67ZM70 240H72V239H70ZM178 240H180L181 242H182V240L181 239H178ZM196 240V239H195ZM194 240V241H195ZM214 240V241H213ZM82 241H84V240H82ZM177 241V240H176ZM183 241H187V238H186V240H183ZM190 241V240H189ZM192 241V240H191ZM203 241H205V240H203ZM58 242V241H57ZM67 242V241H66ZM68 242H70V241H68ZM160 242H161V240H160ZM179 242V241H178ZM195 242H197V241H195ZM199 242V241H198ZM201 242V241H200ZM245 243V247L244 248H246V250L244 251V252H241V250H243L242 249V247L240 246L242 243ZM61 243V242H60ZM86 243V242H85ZM180 243V242H179ZM186 243V242H185ZM210 243V242H209ZM187 244V243H186ZM189 244V243H188ZM200 244V243H199ZM204 244H206V243H204ZM59 245V244H58ZM60 245V246H61ZM163 245V244H162ZM201 245V244H200ZM232 245H234V246H232ZM236 245V246H235ZM164 246V245H163ZM46 247V246H45ZM55 247V246H54ZM160 247H162L161 246V244H160ZM184 247V246H183ZM202 247V246H201ZM230 247H237V248H235V250H230ZM44 248V247H43ZM166 248V247H165ZM195 248H196V244L195 243H193V245H189V246H187V248H184V249H187V254H186V257H187V260H186V264H201V262H200V259H199V257H201V256H199L198 254H197V251L195 250ZM102 249H104V248H102ZM108 249H107V251H108ZM200 248H198V250H199ZM207 249V248H206ZM212 249V248H211ZM234 249V248H233ZM101 250V249H100ZM200 250H202V249H200ZM209 250V249H208ZM98 251V250H97ZM97 251H96V253H97ZM184 251H186V250H184ZM203 251V250H202ZM201 251V252H202ZM216 251H217V249H216ZM89 252V251H88ZM102 252V251H101ZM109 252V251H108ZM175 252H179V251H175ZM200 252V253H201ZM204 252V251H203ZM202 252V253H203ZM209 252V251H208ZM70 253V254H71ZM74 253V252H73ZM87 253V252H86ZM86 253H84V254H86ZM90 253H93V252H89V254ZM96 253H94V255L96 254ZM100 253V252H99ZM205 254H206V252H204ZM210 253V252H209ZM212 254H213V251L211 252ZM226 253V254H225ZM43 254V253H42ZM76 254V253H75ZM83 254V253H82ZM101 254V253H100ZM100 254H99V256H100ZM103 254V253H102ZM108 254V255H109ZM180 254V253H179ZM178 254V255H179ZM78 255H80V256H82L81 254H78ZM105 255H106V253H105ZM108 255H106V256H108ZM172 255H173V252H172ZM177 255V256H178ZM182 255V254H181ZM74 256H77V255H74ZM85 256H87V255H85ZM84 256V257H85ZM71 257V256H70ZM90 257H92V255H90ZM94 257H96V256H94ZM179 257V256H178ZM81 258H83V257H81ZM86 258V257H85ZM204 258H207V257H204ZM75 259V258H74ZM77 259H80V257L79 258H77ZM76 259V260H77ZM98 259H100V257L98 258ZM101 259H103V258H101ZM182 259V258H181ZM82 260V259H81ZM92 261H95V259L93 260V259H91ZM185 260H183V261H185ZM204 260V259H203ZM31 261V260H30ZM29 261V262H30ZM78 261V260H77ZM76 261V262H77ZM86 261V260H85ZM88 261V260H87ZM137 261H134V262H137ZM145 261V262H146ZM169 261H170V264H179V261H178V258H176V257H174V256H171V257H169ZM168 261V262H169ZM206 261V260H205ZM2 262V261H1ZM127 262V261H126ZM146 262V263H147ZM157 262V261H156ZM74 263V262H73ZM129 263V262H128ZM138 263H140V262H138ZM181 263V262H180ZM207 263V262H206ZM24 264V263H23ZM36 264H38V263H36ZM84 264H87V263H84ZM89 264V263H88ZM91 264H94V263H91ZM106 264H109V263H106ZM111 264V263H110ZM135 264H137V263H135ZM149 264V263H148ZM184 264V263H183Z\"/></svg>", "mask_w": 264, "mask_h": 264}]
</instances>
